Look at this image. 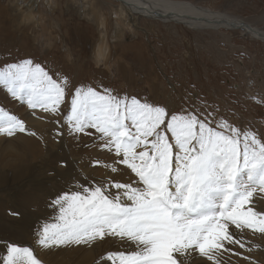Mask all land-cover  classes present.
I'll return each mask as SVG.
<instances>
[{
    "label": "rangeland",
    "instance_id": "obj_1",
    "mask_svg": "<svg viewBox=\"0 0 264 264\" xmlns=\"http://www.w3.org/2000/svg\"><path fill=\"white\" fill-rule=\"evenodd\" d=\"M101 1L81 8L75 4V0H55L54 4L50 3L46 7L49 13L43 12L47 18L38 19L37 22L33 16L25 17L26 20L23 18L20 11H26L27 5L19 6V0H0V69L31 59L54 79L57 74H63L76 86H91L98 91L111 89L113 94L136 96L150 103L164 105L175 113L187 111L181 104V100L185 99L194 109L192 112L200 114L202 119L227 120L242 132H254L264 140L263 40L247 37L241 29H194L175 21L143 17L134 36L125 34L126 26L122 22L117 23L120 26L109 24L108 39L112 46L109 64H117L118 67H103L97 64L94 56V48H98L102 35L96 16L100 13L108 16L113 14L111 9L119 3L103 0L112 5ZM174 1L190 2L231 18H239L264 31V0ZM33 12L43 14L37 8ZM244 52L246 55L242 56ZM187 87L198 92L196 99L191 94L187 95ZM236 88L242 93L241 107L238 100L223 106L221 102H225L228 93ZM3 94L8 92L0 85V107L4 105L6 111L29 126L25 120L31 110L28 106L20 107L26 103L12 97V105V99ZM66 105L61 107L60 115L55 117L43 111L37 112L39 108L33 109L34 114L38 115L31 129L35 135L37 133L36 138L43 145L42 150L34 153L36 160L32 162L33 167L24 162L16 163L19 154L27 160L33 159L32 154L25 149H12L9 158L6 157L2 150V139L8 138V135L0 134V264L9 243L30 247L34 255L40 257L36 233L43 224L56 222L58 209L50 205L59 194L75 191L77 185L88 186L108 178H121L122 165L119 166L121 171L117 173H111L102 165L93 166L95 160L111 163L114 156L98 147L95 135L73 137L69 134L63 117H60L67 114V102ZM242 109L243 113L239 114ZM212 126L215 127V123ZM25 171L27 173L23 174ZM19 173L21 175L17 177ZM32 193L39 195L35 200L36 207L33 206ZM254 207L264 211V200L255 198ZM10 211L18 212L19 215H10ZM248 233L246 239L251 237L248 240L251 243L247 246L259 245L260 248L253 247L251 252H244L243 249L238 251L235 246L230 247L233 252H242L251 259L245 262L241 256L223 252L222 260L230 264H250L251 261L264 264V241L258 238L260 234L255 236ZM106 244L116 245V251H130L125 243L107 238L91 244L53 246L49 263L91 264L104 255ZM196 256L197 253L192 254L189 264L193 263ZM201 263L198 261L195 264Z\"/></svg>",
    "mask_w": 264,
    "mask_h": 264
},
{
    "label": "snow or ice",
    "instance_id": "obj_2",
    "mask_svg": "<svg viewBox=\"0 0 264 264\" xmlns=\"http://www.w3.org/2000/svg\"><path fill=\"white\" fill-rule=\"evenodd\" d=\"M0 85L29 109L53 117L67 101L63 120L69 134L95 135L98 147L114 156L93 166L117 173L122 165L134 176L59 194L50 205L59 215L37 231L39 246L107 238L134 245L107 253L111 264H189L193 253L221 264L223 252L250 259L230 246L248 252L260 247H248L245 238L246 230L264 235V211L254 207L255 198L264 199V140L256 133L111 89L76 86L63 74L54 79L31 59L0 69ZM16 131L26 132L25 122L0 107V134ZM2 264L42 262L30 247L9 243Z\"/></svg>",
    "mask_w": 264,
    "mask_h": 264
},
{
    "label": "bare ground",
    "instance_id": "obj_3",
    "mask_svg": "<svg viewBox=\"0 0 264 264\" xmlns=\"http://www.w3.org/2000/svg\"><path fill=\"white\" fill-rule=\"evenodd\" d=\"M94 1H97V0H75V4L77 3L81 8H87L88 7L87 4L91 5ZM107 1H110V0H107ZM111 1H113V2L115 1V2L119 3L118 5H116L115 7H113L111 9V12L114 14V16H113V14L108 16V14H106V13H100V15L96 16L97 17L96 20L98 21V23H97L98 28H100V30L102 31L103 37L101 35V37H100L101 42H100V44H98V48L97 49H96V47L94 48V56H95V60L97 61V64H99L103 67L104 66L113 67V65H114V64L113 65L109 64L111 56H112V53H111V51H112L111 47L112 46H111V43L109 44L110 41L108 39L109 24L120 26V24H117V23L122 22V24L124 23L126 26V29L124 27L125 34L128 33L130 36H134L136 34V32L138 31V29L140 28V21H141V19H143V17H147L149 19H159L162 21H175L177 23H182V24L189 26L190 28H194V29L205 28V27H208V28L210 27V28H215V29L224 27V28H229L231 30L241 29V30H243L242 32L244 33L245 36L252 37V38L254 37V38H257V39L264 41V31L263 30H260L256 27L252 26L251 24H249L243 20H240L239 18L238 19L237 18L236 19L231 18V17H228L224 14L213 11L211 9L196 6L190 2L174 1V0H111ZM101 2L105 3V4H112L110 2L109 3L104 2L103 0ZM18 3H19V6H23V5L26 6L27 5L26 11L25 10L20 11V12H22V14L24 16L23 18L25 20L29 16H31V17L33 16L34 18H36V20L38 22V19L42 20V18H45V19L47 18L46 16H43L44 15L43 12H45L46 14L49 13L48 10L46 9V7H49L50 3L54 4L55 0H19ZM112 5H114V4H112ZM36 8H37L38 12H40V13L42 12L43 14L42 15L35 14L33 12V10ZM37 22H36V24H37ZM43 23H44L43 25L45 27L46 22L44 21ZM135 24H136V27H134ZM110 36H113V35H110ZM114 66L116 67L117 64ZM3 95L5 97L8 96L12 99V96L10 94H3ZM4 96H2V97L5 98ZM11 103L13 105V103H14L13 99H12ZM65 105H66V103H65ZM65 105H62L61 107L65 106ZM25 106H27V104H24L20 107H25ZM3 107H4V105H3ZM25 109L27 110V107ZM65 109H67V108H65ZM30 110H31V114H29V117L25 120V121H28V123H29V126H28V124L26 126L27 131L26 132L16 131L13 135L8 136V138H3L2 139V150H3L4 154L6 155V157L9 158V153L12 149H14L16 151L25 149L28 153L32 154L31 158H33V159L27 160L24 155L19 154L16 163L17 162H19V163L24 162L25 165H31V167H33L32 162L36 160L34 158V153H36L38 150H42L43 145L36 138L37 133H36V135H30L29 134V133L34 132L31 129V126H32V122L35 120V118H37V115H38V114L37 115L33 114V113H35L33 109H30ZM37 112L41 113L42 111L40 109H38ZM65 115L63 114V116H60V117H64ZM25 123H27V122H25ZM46 154L48 155V153H46ZM0 160H2L1 157H0ZM34 168H35V165H34ZM19 170H20V168H19ZM22 173L26 174L27 172L25 171ZM20 175L21 174L19 173L17 175V177H20ZM1 179H2V171L0 172V180ZM132 179H134V176L132 174H130V170L123 168V170L121 172V178L119 179V181H121V182L122 181H128L129 182ZM41 186H43V185H41ZM38 187H40V186H38ZM36 191H38V190H36ZM36 197L38 199L39 195L35 196V194L32 193L33 206H35V207L37 205V203L35 202ZM258 199H260V198L258 197ZM261 200H264V199H261ZM23 226H25V225H23ZM27 228H28V226H27ZM245 232H246L245 233V238H246V236L249 235V233L247 234V230ZM258 238L262 239L264 241V235L260 234V236H258ZM249 239H251V237ZM249 239H246V240H249ZM254 241H257V240H254ZM111 245L106 244V250H105L104 255L97 258V260L93 261L91 264H111V262L107 261L106 254L109 252H116V250H114V248L118 250V248L115 247L116 245L115 246H111ZM36 246H37V251L40 254V257H37V258L42 262V264H48L50 261L49 255L51 253L53 246L49 247V248H43V247L39 246L38 244ZM98 246H101V244H98ZM126 246H128L129 250L134 249V245L129 246L128 244H126ZM122 248H123V246H122ZM235 248L238 251L240 249L238 246H235ZM244 252H246V251H244ZM218 259H221V264H230V263L222 260V256H218ZM198 261L202 262L201 264H213V262L208 261L206 258L201 257L199 255L196 256V258L193 260L192 264H195ZM244 261H245V259H244ZM240 263H241V260H240Z\"/></svg>",
    "mask_w": 264,
    "mask_h": 264
},
{
    "label": "crops",
    "instance_id": "obj_4",
    "mask_svg": "<svg viewBox=\"0 0 264 264\" xmlns=\"http://www.w3.org/2000/svg\"><path fill=\"white\" fill-rule=\"evenodd\" d=\"M236 87H237V86H236ZM239 88L241 89V87H239ZM186 92H187V95L191 94L192 96H194L195 99H196V97L198 96V92H197V91H194V88L187 87V88H186ZM0 100H1V99H0ZM221 103H222L223 106L228 105V101H227V99H226L225 102H221ZM181 104L184 105V108H185L187 111H191V112H192V110H194V109L192 108V106H191L188 102H186L185 99H182V100H181ZM181 104H180V106H181ZM224 111H225V109H224ZM241 113H243V109H242V111H240L239 114H241Z\"/></svg>",
    "mask_w": 264,
    "mask_h": 264
},
{
    "label": "clouds",
    "instance_id": "obj_5",
    "mask_svg": "<svg viewBox=\"0 0 264 264\" xmlns=\"http://www.w3.org/2000/svg\"><path fill=\"white\" fill-rule=\"evenodd\" d=\"M243 54L246 55V53L244 52ZM236 87V86H235ZM234 92V94H232ZM238 92H240V89L239 88H236L235 91H232V92H229L228 93V97H227V101H228V104L232 101V100H238L239 101V106L241 107V102L239 100V98H237V96H235ZM246 93V92H245ZM246 106V105H245Z\"/></svg>",
    "mask_w": 264,
    "mask_h": 264
},
{
    "label": "flooded vegetation",
    "instance_id": "obj_6",
    "mask_svg": "<svg viewBox=\"0 0 264 264\" xmlns=\"http://www.w3.org/2000/svg\"><path fill=\"white\" fill-rule=\"evenodd\" d=\"M241 55L243 56V53H241Z\"/></svg>",
    "mask_w": 264,
    "mask_h": 264
}]
</instances>
